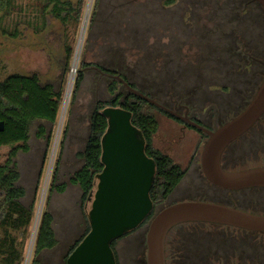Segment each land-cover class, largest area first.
<instances>
[{"label": "rangeland", "instance_id": "1", "mask_svg": "<svg viewBox=\"0 0 264 264\" xmlns=\"http://www.w3.org/2000/svg\"><path fill=\"white\" fill-rule=\"evenodd\" d=\"M94 1L86 0L80 18L68 23L53 15L52 5L46 0H14L9 9L0 12V80L13 73L36 74L41 84H51L62 94L56 123L34 120L28 150H19L13 159L20 173L18 184L26 190L22 202L35 209L24 239L22 264L30 263L44 208L54 217L57 238V245L44 254V264H67L70 246L85 231L90 202L84 204L81 188L71 179L84 163L81 154L96 103L109 102L126 91L125 81L115 73H107V69L120 72L128 84L146 90L171 110L183 113V108L177 109L180 104L206 109V116L200 118L216 126L246 106L251 89L264 75V65L246 57V69L231 64L230 38L219 46L223 36L237 33L235 29L247 32L248 51L264 60V9L255 0L245 5V0H100L91 26ZM67 46L73 49L70 60ZM82 61L88 65L74 96ZM151 112L158 124L154 146L186 166L197 135L190 131L191 136L181 137L177 121L155 108ZM212 114L213 119L209 118ZM203 144L195 153L199 168ZM16 145L0 146V165L6 163ZM224 163L246 167L264 164V116L226 151ZM192 185L195 190L190 188ZM205 193L218 197L204 181L201 169L195 173L190 168L169 200L155 212L170 202ZM150 221L116 243L119 264H147ZM183 228L194 232L190 237L198 256L202 247L208 251L206 258L201 256L196 264H230L250 255L246 258L252 261L253 248L256 259L260 264L264 262V247L253 240L243 243L238 232L212 226ZM207 231L214 238H206ZM16 236L22 239L20 233Z\"/></svg>", "mask_w": 264, "mask_h": 264}, {"label": "water", "instance_id": "2", "mask_svg": "<svg viewBox=\"0 0 264 264\" xmlns=\"http://www.w3.org/2000/svg\"><path fill=\"white\" fill-rule=\"evenodd\" d=\"M264 9V0H256ZM124 82V81H123ZM134 94L176 115L124 82ZM101 114L107 128L101 137L102 170L88 196L89 232L67 258V264H118L112 242L138 228L154 208L150 191L157 166L146 152V139L132 122V112L121 106H106ZM264 115V75L246 106L220 127L209 131L201 150L205 177L228 189L264 185V165L237 171L225 170L221 158L230 143L252 128ZM195 126H198L195 124ZM4 123L0 121V131ZM186 221L229 224L264 230V216L202 200H184L162 208L150 221L146 234L147 264H166L164 242L168 231Z\"/></svg>", "mask_w": 264, "mask_h": 264}, {"label": "trees", "instance_id": "3", "mask_svg": "<svg viewBox=\"0 0 264 264\" xmlns=\"http://www.w3.org/2000/svg\"><path fill=\"white\" fill-rule=\"evenodd\" d=\"M52 5L51 12L62 22L68 23L71 19L78 20L84 11L86 0H46ZM249 0L244 1V5ZM252 1V0H250ZM14 0H0V12L6 11L13 5ZM100 0L94 1L91 26L94 23L95 16ZM242 15V13H241ZM242 24L244 19L240 17ZM237 31L235 35L223 36L219 46L226 44L225 39L230 38V53H232L233 61L231 64L239 65V60L246 57L249 61H254V56L264 63L260 56H256L248 51L246 43V33ZM249 55H252L249 57ZM66 56L70 60L73 56V49L66 47ZM241 57V59H239ZM84 61L80 63V71L76 77L74 85V96L77 94L83 79L84 68L87 66ZM263 65V64H262ZM241 69V68H240ZM115 73L119 75L125 82V76L117 71H108L107 73ZM263 75V73H262ZM260 78V73L258 75ZM128 83V82H127ZM141 94L153 99L146 90H138L135 85L129 84ZM257 85H254L247 98L245 104L250 100ZM112 86V90H114ZM125 93L120 92L119 95L109 102L98 101L92 111L90 117L89 133L85 143L83 153L82 167L76 171L71 182L78 185L82 190V198L84 204L88 201L90 192L95 187V177L99 173L103 164L101 162V137L107 128V119L101 114V110L110 106H121L132 112V122L141 131L146 139V152L148 156L156 161L157 172L150 196L154 204V210L148 215L143 224L154 216L155 209L170 196L178 184L186 175V170L168 154L156 148L153 143V137L157 131L156 116L151 109H157L162 114L174 119V117L166 110L159 108L144 97L134 94L127 87ZM61 93L54 90L51 84H41L36 74L13 73L4 80H0V121L4 123V130L0 131V146H8L17 144L11 152L4 165H0V264H22L24 260V239L28 236L29 227L32 223L35 209L34 205L26 206L22 199L26 194L24 187L18 184L20 173L14 164V157L21 149L28 150L27 142L29 140L31 123L36 119H43L51 124H55L61 104ZM244 104V105H245ZM163 105V104H162ZM243 109V106L242 108ZM240 109V111H241ZM263 119V117L260 119ZM41 133L45 129L41 127ZM22 144V145H20ZM53 188L50 189L52 191ZM54 217L47 208L41 212L38 222L36 237L32 257L29 264H44L43 256L47 251L52 250L57 245V238L53 227ZM90 226L86 215V228L83 234L70 246L66 261L70 253L80 243V241L89 232ZM20 233L22 239L16 236ZM131 232L124 236H127ZM123 236V237H124ZM122 238V237H121ZM114 240L112 247L115 251L119 264L117 252L115 250L116 243L121 239Z\"/></svg>", "mask_w": 264, "mask_h": 264}, {"label": "flooded vegetation", "instance_id": "4", "mask_svg": "<svg viewBox=\"0 0 264 264\" xmlns=\"http://www.w3.org/2000/svg\"><path fill=\"white\" fill-rule=\"evenodd\" d=\"M250 56H252V55H249V57ZM243 60L244 59L239 60L238 67L241 69H246L248 67V64L244 63ZM251 62H258V63H261L264 65V63H262L261 60H259V59L256 60L255 56H254V61H251ZM223 88L229 89V86L224 85ZM166 108H168V107H166ZM178 108H183L184 112L180 113V112H177L175 110H171L170 108H168V109L176 114L173 116L170 113L174 117V120L180 124L179 129H180L181 137L188 138L187 136H191L189 134L191 131V132H194L195 135H197V137H196L197 140H195L194 149L192 151L189 163L186 166H183L182 164L176 162L174 159L173 160L175 163H178L183 169H185L186 173H187V170H189L190 168H192L193 172H195V173L201 169L204 181L207 183L209 188H211L214 191L215 195H217L218 197H215L214 195L209 196V195H206V193H205V196L203 195L202 197H197V198L191 196L190 198L170 202L169 204H166L164 207L169 206V205L174 204V203H177V202H180V201H184V200H202V201L215 202V203L231 206V207L240 209L244 212H248V213H251L254 215L264 216V185L251 186V187H246V188H241V189L224 188V187H221V186L216 185L214 183H211L205 177V175L202 171V168H201V155H200V168L196 163L198 160H197V158H195V153H196L199 145L202 142L205 143L206 140L208 139V137H209L208 132L217 129L222 124H224L226 121L224 123L218 125V126L209 125L200 118V117H203L204 115L206 116V113H204V111H203V110L206 111V109H200V108H192L191 109L189 107V105H187V104L186 105L180 104L179 107H177V109ZM214 117H215V115L212 114V116L210 115L209 118L213 119ZM260 119L258 120V122H260ZM195 124H197L198 126H195ZM246 133H244L243 135H245ZM243 135H241L239 138H237L232 143H230L228 145V147L225 149V151L223 152L222 158H221V166L223 169L229 170V171H237V170H242V169H246V168H251V167L240 166V165L231 166L229 164L226 165L224 163V156H225L226 151H228L236 143V141L238 139H240ZM162 152L168 154L165 151H162ZM168 155L172 158V156L170 154H168ZM194 164H196L195 167H193ZM261 165H264V164H261ZM261 165H258V166H261ZM253 167H255V166H253ZM180 183L178 184V186L180 185ZM178 186L175 188V190L178 188ZM190 188L195 190V187L193 185L190 186ZM173 192L170 194V196L166 199V201L164 203H166L169 200V198L171 197ZM153 210H154V208H153ZM155 214H156V212H155ZM193 225H198L199 227H205L204 229H207L206 227H208V226H212V227H221V228L233 230L235 232H238L239 235H241V237H243V243L248 242L249 240L250 241L253 240V243L256 241V244L264 247V230H262V231L251 230V229L242 228V227H238V226H234V225L221 224V223H216V222L186 221V222H182V223L175 225L166 234L165 242H164L166 264H196L201 256H202V259L206 258V254L208 253V251L204 247L201 248L203 251L199 250V254L201 253L199 256L197 254V247L196 248L192 247V240H191L190 235L194 232L192 230L190 231L188 229L183 228V227H188V226H193ZM138 228H136L135 230H137ZM179 229H181L182 231H180ZM135 230H133V231H135ZM201 235L204 236L203 234H201ZM205 236H206V238H212V237L214 238V236L210 235V232H208V231L206 232ZM219 238H221V237H218V239ZM257 242H261L262 244L257 243ZM238 249H242V248L239 246ZM255 251L256 250L253 248V253H255ZM253 253H252V256H253L252 261H250L248 258H246V257H250L251 256L250 255V256L244 257L241 260L237 259V261H231L230 264H260L261 263L260 260L256 259V254H253ZM241 254H243V253H241ZM241 254H240V256H242ZM226 264H228V263H226ZM262 264H264V262Z\"/></svg>", "mask_w": 264, "mask_h": 264}]
</instances>
